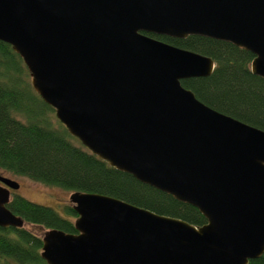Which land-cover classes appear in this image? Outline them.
I'll return each mask as SVG.
<instances>
[{
    "label": "water",
    "instance_id": "water-1",
    "mask_svg": "<svg viewBox=\"0 0 264 264\" xmlns=\"http://www.w3.org/2000/svg\"><path fill=\"white\" fill-rule=\"evenodd\" d=\"M145 32L199 34L251 51L264 77V0H0V40L68 133L110 165L196 206L195 225L73 190L75 232L46 228L48 264H248L264 252V129L181 83L214 59ZM0 226L19 182L0 172Z\"/></svg>",
    "mask_w": 264,
    "mask_h": 264
},
{
    "label": "trees",
    "instance_id": "trees-1",
    "mask_svg": "<svg viewBox=\"0 0 264 264\" xmlns=\"http://www.w3.org/2000/svg\"><path fill=\"white\" fill-rule=\"evenodd\" d=\"M145 33L211 56L215 67L210 75L182 78L181 83L209 106L264 129V77L251 72V51L199 34L173 37ZM5 60L12 63L14 71L24 70L20 55L0 40V170L71 191L113 195L195 225L206 221L196 206L140 181L94 154L70 135L62 122L52 124L46 109L34 112L26 98L41 99L47 109L54 108L31 91V85L22 77L11 78L10 72L7 75L1 66ZM7 206L22 216L25 224L0 226V264H48L40 254L42 234L31 225L76 231L73 217L77 213L72 204H64L63 212H59L51 205L15 192ZM248 264H264V252Z\"/></svg>",
    "mask_w": 264,
    "mask_h": 264
},
{
    "label": "rangeland",
    "instance_id": "rangeland-1",
    "mask_svg": "<svg viewBox=\"0 0 264 264\" xmlns=\"http://www.w3.org/2000/svg\"><path fill=\"white\" fill-rule=\"evenodd\" d=\"M22 64L24 70H22L21 72L14 71V69H12V63L9 60H5V64L1 66L2 69L7 72V75H9L8 72L11 73V78L12 77L15 78V75H19L20 78L22 77L25 82L27 81L31 85V75L23 60H22ZM31 89H32L31 91L33 92L35 91L32 88V85H31ZM30 95L32 96V94ZM26 103H30V106L32 107L34 112L40 111L42 109H46L45 114L52 121V124H58V121H60L56 117L54 109H47V107L43 104V102H41V99L35 100L34 98L31 97L30 100L26 98ZM0 172L16 179L19 182L20 184L19 188L14 190L13 193L15 192L20 193L31 200L51 205L59 212H63L64 204H72L69 200V194L71 190H67L62 187L51 184H46L44 182L30 178L28 176L12 174L4 170H0ZM73 219H75V217H73ZM31 226L34 227L35 231L41 234L45 230V228L39 225H31Z\"/></svg>",
    "mask_w": 264,
    "mask_h": 264
},
{
    "label": "flooded vegetation",
    "instance_id": "flooded-vegetation-1",
    "mask_svg": "<svg viewBox=\"0 0 264 264\" xmlns=\"http://www.w3.org/2000/svg\"><path fill=\"white\" fill-rule=\"evenodd\" d=\"M1 183V182H0ZM18 189V188H17ZM14 190H16V189H10V192H11V194L14 192Z\"/></svg>",
    "mask_w": 264,
    "mask_h": 264
}]
</instances>
